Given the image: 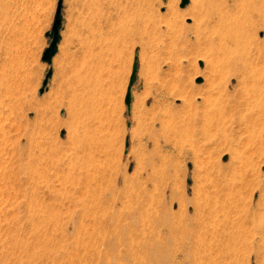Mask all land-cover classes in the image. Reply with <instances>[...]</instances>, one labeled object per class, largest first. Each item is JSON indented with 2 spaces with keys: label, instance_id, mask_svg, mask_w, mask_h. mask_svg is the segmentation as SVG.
Here are the masks:
<instances>
[{
  "label": "rangeland",
  "instance_id": "1",
  "mask_svg": "<svg viewBox=\"0 0 264 264\" xmlns=\"http://www.w3.org/2000/svg\"><path fill=\"white\" fill-rule=\"evenodd\" d=\"M181 1L0 0V264H264V0Z\"/></svg>",
  "mask_w": 264,
  "mask_h": 264
},
{
  "label": "water",
  "instance_id": "2",
  "mask_svg": "<svg viewBox=\"0 0 264 264\" xmlns=\"http://www.w3.org/2000/svg\"><path fill=\"white\" fill-rule=\"evenodd\" d=\"M187 5H188V1L182 0L180 5H179V8L184 9ZM61 8H62V2L59 1L58 5H57V9H56V13L54 16V20H53L51 30H50V32H48L45 35V37L49 40V45H48V48L44 51L41 61L48 66H51L52 60L58 52V45H59L60 40H61L60 32L62 30V24H63L62 15H61ZM137 70H138V63H137V60L135 59L133 62L132 72H131V75L129 78L128 87L126 90V96L124 99V105L126 106L128 113H129L130 105H131V91H132L134 84L136 83ZM51 77H52V71L49 70L45 74V78H44V81L42 83V87L39 90V95H42L44 93V91L47 87V84H48L49 80L51 79ZM197 83H200V81H197Z\"/></svg>",
  "mask_w": 264,
  "mask_h": 264
},
{
  "label": "bare ground",
  "instance_id": "3",
  "mask_svg": "<svg viewBox=\"0 0 264 264\" xmlns=\"http://www.w3.org/2000/svg\"><path fill=\"white\" fill-rule=\"evenodd\" d=\"M216 25V24H215ZM147 26V25H146ZM218 27V26H217ZM155 30V29H154ZM192 31V30H191ZM143 35V34H142ZM204 35V34H203ZM224 35V34H223ZM226 35H228V34H225V37H226ZM196 36V35H195ZM229 36V35H228ZM230 37V36H229ZM185 38V37H184ZM196 38V37H195ZM231 39V38H230ZM230 47V46H229ZM233 47V46H232ZM245 48V47H244ZM243 50V49H242ZM246 56V55H245ZM263 57V56H262ZM259 59V58H258ZM255 65V64H254ZM250 66V65H249ZM252 83V82H251ZM262 95V94H261ZM231 251V250H230ZM223 256V255H222Z\"/></svg>",
  "mask_w": 264,
  "mask_h": 264
}]
</instances>
